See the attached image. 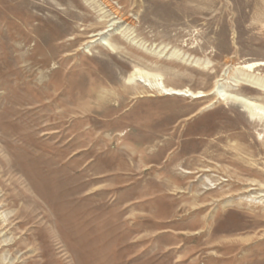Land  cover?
<instances>
[{
  "label": "rangeland",
  "instance_id": "rangeland-1",
  "mask_svg": "<svg viewBox=\"0 0 264 264\" xmlns=\"http://www.w3.org/2000/svg\"><path fill=\"white\" fill-rule=\"evenodd\" d=\"M259 61L264 0H0V264H264Z\"/></svg>",
  "mask_w": 264,
  "mask_h": 264
},
{
  "label": "bare ground",
  "instance_id": "bare-ground-1",
  "mask_svg": "<svg viewBox=\"0 0 264 264\" xmlns=\"http://www.w3.org/2000/svg\"><path fill=\"white\" fill-rule=\"evenodd\" d=\"M264 62L263 61H259V62H254V63H249L247 65H245L246 69L252 70L256 65H263ZM255 80V84H259L258 78L257 77H252V76H247L245 78L246 82L250 83L253 82V79ZM141 81V79H140ZM146 85H149L146 83ZM261 85V84H260ZM259 86V85H258ZM260 87V86H259ZM165 92H170L169 89L166 88H162ZM215 92L217 93V95L221 96L220 98L222 99H227V98H235L237 100H239L240 102H242L251 112L252 114H261V116H264V106L254 100H251L247 97H244L242 95H238V94H233V93H227L225 91H223L221 89V87H216ZM173 94H182V95H186V96H195V97H200V96H204L206 95V93H204L203 91H199V92H190V90H173L172 91Z\"/></svg>",
  "mask_w": 264,
  "mask_h": 264
}]
</instances>
